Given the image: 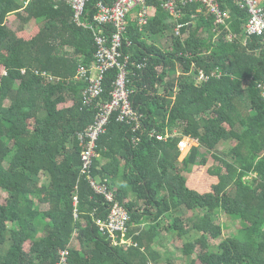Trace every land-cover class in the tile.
Listing matches in <instances>:
<instances>
[{"label": "trees", "instance_id": "16d2710c", "mask_svg": "<svg viewBox=\"0 0 264 264\" xmlns=\"http://www.w3.org/2000/svg\"><path fill=\"white\" fill-rule=\"evenodd\" d=\"M99 1L108 0H90L86 22ZM241 1L219 0L230 12L222 26L198 4L186 7L179 19L184 39L157 0L147 1L156 14L142 29L128 20L131 44L123 51L130 55L131 101L144 127L135 144L128 124L112 117L96 143L100 159L92 170L111 187L122 176L115 192L135 244L126 248L95 227L107 204L80 176L77 134L93 122L95 108L82 106L86 83L74 77L79 65L94 60L91 29L73 22L66 2L0 0V191L6 195L0 200V264H59L65 250V264H161L155 245H162L164 232L186 240L184 264H264V97L257 89L264 83V34L246 37L250 15ZM164 36L171 40L167 50L159 41ZM140 63L145 68L138 69ZM198 70L209 76L206 82H196ZM43 73L60 80L49 82ZM116 76V70L106 74L102 103L111 100ZM153 129L172 138L151 139ZM185 139L197 146L180 161ZM228 143L234 146L222 152ZM200 150L216 165L208 167ZM102 158L109 164L97 169ZM198 172L203 177L196 178ZM199 209L201 217L182 215ZM219 211L239 217L242 226L215 251L223 235Z\"/></svg>", "mask_w": 264, "mask_h": 264}, {"label": "built area", "instance_id": "2783aa9c", "mask_svg": "<svg viewBox=\"0 0 264 264\" xmlns=\"http://www.w3.org/2000/svg\"><path fill=\"white\" fill-rule=\"evenodd\" d=\"M31 0H29L30 2ZM66 2L73 11L72 20L77 25H83L91 29L95 44L94 60L90 66L79 65L75 81L86 83L82 92V106L94 107V120L85 130L77 134L78 142L82 145L80 154V176L84 178L95 195L102 197L107 204V215L105 219L97 217L94 224L99 232L107 236L114 246L130 247L135 246L131 238L128 237V224L130 221L129 213L122 203L117 200L115 189L111 188L106 181L92 175L93 162L97 158L96 143L106 132L110 119L115 117L117 122L128 124L134 136L132 142L138 144L139 138L135 135L144 127L143 116L136 110L132 101V91L129 89V61L130 55L123 51L125 44L130 46L127 40L129 18H135L137 27L142 29L148 24V19L155 16L156 8L148 6V0H108L99 1L96 4V13L91 21H85V10L90 0H56ZM177 23L175 34L182 35L183 24L179 22L182 18L184 9L191 5L198 4L199 10L203 11L215 20L218 26L227 25L230 19V12L222 9L219 0H157ZM241 9L248 10L249 20L245 26L246 37L262 36L264 34V8L260 0H242ZM131 15V16H130ZM236 36L231 34L229 39L233 40ZM138 69L145 68L144 63L137 65ZM112 70L117 71L116 79L113 83L111 100L107 103L101 102L104 94L103 82L107 73ZM220 73H218L219 75ZM214 76V74H212ZM43 77L49 82L59 81L60 79L43 73ZM198 84L204 83L209 76L202 70L194 75ZM257 89L264 97V83H257ZM151 139L158 141H168L171 135L164 136L157 129L149 131ZM186 146L183 140L179 144L181 152ZM75 187V191H76ZM78 199L76 194L73 196V205L76 207ZM74 219H77L74 210ZM68 251H61V261L59 264L66 263Z\"/></svg>", "mask_w": 264, "mask_h": 264}, {"label": "rangeland", "instance_id": "374dc122", "mask_svg": "<svg viewBox=\"0 0 264 264\" xmlns=\"http://www.w3.org/2000/svg\"><path fill=\"white\" fill-rule=\"evenodd\" d=\"M8 25L11 28H16L19 25V22H16V23H14L12 25H11V23H8L7 26ZM35 25H36V23H33L31 25H25V27H27L28 30H31ZM159 41H160V44L162 45V47L164 49L167 50V49L170 48L171 40L167 36L161 37L159 39ZM185 144H186L187 148L186 147L182 148L183 152H181V154H185L183 156V158L187 154H190L191 149L193 147L197 146L196 143H193V141H191V140H189V141L186 140ZM233 146H234V143H228V144H226L225 146H223L221 148V151L224 152V153H229ZM200 154L203 157H206L207 160L209 161L208 162V167L216 165V162L212 158H209V154H207L206 151L200 150ZM199 169L200 170H198V171L201 174H204L205 170L207 169V167H206V169H202V168H199ZM199 172H198V174H196V176H195L196 178L203 177ZM42 180L44 182L46 181L44 176H42ZM5 197H6L5 193L0 191V200L4 201ZM37 204H38L37 207L39 209L44 210V211L48 210V206L47 205H43L42 203H37ZM203 214H204V211L201 210V209L196 210V211H190V217H201ZM216 223L219 224L222 227V229H223V235L219 239L215 240L214 241V245H213V250L218 251L219 250V248H218L219 244L224 239L233 237L236 234V232L241 228L242 223H241V220L239 219V217L226 215L222 211L217 212ZM192 234L193 233H191L190 235H192ZM177 235L178 234L173 233V235H172V237L170 239L169 238L168 239L165 238V244L166 245H163V246L162 245H160V246L155 245V249L157 251H160L164 255L162 260H161V264H165L166 260L169 259V258L175 260L177 262V264H184V260L186 259V257L183 255L181 249L183 247V243L186 240L182 239L181 237H177ZM192 236L194 237L193 239H195L199 235H194L193 234ZM198 250L199 249L197 248V251ZM192 257H194V256H192Z\"/></svg>", "mask_w": 264, "mask_h": 264}, {"label": "crops", "instance_id": "0c3cea01", "mask_svg": "<svg viewBox=\"0 0 264 264\" xmlns=\"http://www.w3.org/2000/svg\"><path fill=\"white\" fill-rule=\"evenodd\" d=\"M261 2L263 1V0H260ZM31 24H33V23H31ZM30 24V25H31ZM186 140H190V139H185L184 141H185V143H186ZM193 143H195V142H193ZM197 145V144H196ZM192 146V145H191ZM181 151V150H180ZM185 154H181V157H180V161H184L188 156H189V154H187L184 158H183V156H184ZM97 159H100V156H97ZM124 163V162H123ZM109 164V160L108 159H106V158H102L101 159V163H100V166H98L97 167V169H100L101 167H105V166H107ZM194 170V169H193ZM192 170V172H191V174L194 172ZM120 173L122 174L123 173V169L120 171ZM191 174L190 173H185L184 175L187 177V178H189L190 176H191ZM115 182H116V186H113V187H111V188H113V189H116L117 187H120L121 185H122V183H123V179H122V176H120L119 178H117L116 180H115ZM182 215L184 216V215H186L187 217H188V219H189V217H190V211H187L186 213H185V211L183 210L182 211ZM166 221V222H165ZM168 221L167 220H165V219H163L162 220V224H165V223H167ZM172 235L173 234H169L168 232H164V233H162V246L163 245H166L165 244V238L166 239H170L171 237H172ZM160 244H157V246H159ZM161 246V247H162ZM160 252V251H159ZM161 253V252H160ZM162 255H163V253H162ZM164 256V255H163Z\"/></svg>", "mask_w": 264, "mask_h": 264}]
</instances>
